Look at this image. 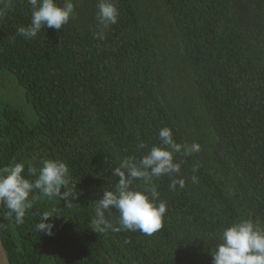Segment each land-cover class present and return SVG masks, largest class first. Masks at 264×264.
<instances>
[{
  "label": "trees",
  "instance_id": "1",
  "mask_svg": "<svg viewBox=\"0 0 264 264\" xmlns=\"http://www.w3.org/2000/svg\"><path fill=\"white\" fill-rule=\"evenodd\" d=\"M73 2L66 25L33 39L17 35L31 19L25 0L0 18V79L16 82L31 112L0 98V167L23 162L34 179L29 165L62 160L77 193L71 207L33 200L22 224L0 205L9 263L212 264L225 227L250 219L264 228V0H115L118 22L103 40L93 35L99 0ZM165 126L200 151L174 154L183 188L154 180L163 228L94 232L95 205L118 183L112 170L159 144ZM54 208V234L39 233ZM105 217L116 225L119 212Z\"/></svg>",
  "mask_w": 264,
  "mask_h": 264
},
{
  "label": "clouds",
  "instance_id": "2",
  "mask_svg": "<svg viewBox=\"0 0 264 264\" xmlns=\"http://www.w3.org/2000/svg\"><path fill=\"white\" fill-rule=\"evenodd\" d=\"M31 10V19L26 26L17 28V35L27 39L35 38L42 28L61 29L75 15L76 4L73 0H25ZM14 6V0H0V18ZM119 9L115 0H99L96 10L98 31L94 37L105 39V29L118 22ZM159 144L153 145L138 160L134 156L122 159L112 175L118 177L115 191L104 190L95 205L94 232L106 230L113 232L140 231L151 236L164 226L167 204L160 200L154 180L163 175L170 178L169 188L175 190L177 185L183 188L185 180L180 176L181 163L174 160V154L183 153L191 156L200 151L197 142L181 144L175 142L172 130L167 126L158 131ZM139 149L146 147L143 141L137 145ZM198 165L193 168L196 171ZM25 164L13 160L0 167V205L6 209L5 218L14 215L15 223H24L26 212L31 209L35 199L47 197L59 198L66 207H71L77 193L72 186L69 189V171L67 164L59 159L41 158L39 168L29 165L27 176L22 175ZM192 182H197L193 176ZM135 180L144 181V190L133 186ZM63 188V191H62ZM39 193V196L35 193ZM31 196V199H30ZM115 209L119 212L118 223L113 225L105 213ZM60 216L57 209L42 213L41 220L35 225L36 230L46 235H53L55 224L51 218ZM212 255V264H264V228L250 219H242L225 227L220 235Z\"/></svg>",
  "mask_w": 264,
  "mask_h": 264
},
{
  "label": "rangeland",
  "instance_id": "3",
  "mask_svg": "<svg viewBox=\"0 0 264 264\" xmlns=\"http://www.w3.org/2000/svg\"><path fill=\"white\" fill-rule=\"evenodd\" d=\"M0 82V98L7 99L16 105L23 106L25 112L31 117V112L23 97L22 89L16 84V82L9 76L2 77Z\"/></svg>",
  "mask_w": 264,
  "mask_h": 264
},
{
  "label": "water",
  "instance_id": "4",
  "mask_svg": "<svg viewBox=\"0 0 264 264\" xmlns=\"http://www.w3.org/2000/svg\"><path fill=\"white\" fill-rule=\"evenodd\" d=\"M0 264H10L2 240L0 238Z\"/></svg>",
  "mask_w": 264,
  "mask_h": 264
}]
</instances>
